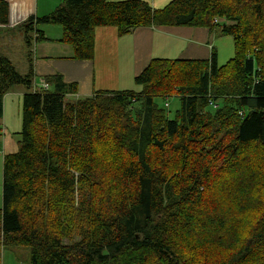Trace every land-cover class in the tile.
<instances>
[{"label": "trees", "instance_id": "obj_1", "mask_svg": "<svg viewBox=\"0 0 264 264\" xmlns=\"http://www.w3.org/2000/svg\"><path fill=\"white\" fill-rule=\"evenodd\" d=\"M9 15L0 0V27ZM40 25L62 26L78 60L93 59L96 28L110 26L120 35L220 28L235 56L222 67L216 54L155 59L135 79L139 92L69 100L78 84L56 75L38 89L32 67L22 75L0 55V121L4 96L26 91L18 150L3 156L0 264L11 247L27 248L29 264H264V0H172L161 10L141 0H63L23 25L29 49L45 40ZM170 97L181 102L176 120L155 104ZM39 165L46 184L33 176ZM70 166L102 178L64 242L51 217L55 197L83 178Z\"/></svg>", "mask_w": 264, "mask_h": 264}, {"label": "crops", "instance_id": "obj_2", "mask_svg": "<svg viewBox=\"0 0 264 264\" xmlns=\"http://www.w3.org/2000/svg\"><path fill=\"white\" fill-rule=\"evenodd\" d=\"M7 1L10 6L9 24L1 27L9 30L19 28L18 30L23 31L22 38L30 35L23 27L28 19L46 16L54 12L63 2V0ZM145 1L151 3L152 8L156 10H161L172 2V0ZM38 29L43 31L45 40L33 42L36 56H28L24 74H28L32 67L33 82H37L36 85L39 86L46 82V78L60 75L66 83L78 84V96L83 98H88L97 92L116 94L121 90L135 91L136 77L155 59L210 61L213 54L217 55L218 37L223 35L218 32V29L205 27L149 26L134 29L126 35H120L118 29L113 26L98 27L95 30L93 59L78 60L74 56L73 47L61 41L62 26L40 25ZM218 60L217 55V63ZM25 93V88H22L16 93L13 102L8 99L9 95L4 100V116L0 121V152L5 150L3 156L18 150L19 138L14 140V134L18 136L22 127L17 132V120L10 135L11 128L7 122V114L15 104L19 107L22 105V97ZM20 120H22V114ZM2 208L3 183L0 209ZM8 250L6 249L3 253V264H29L27 260L22 263L16 254L8 253Z\"/></svg>", "mask_w": 264, "mask_h": 264}, {"label": "rangeland", "instance_id": "obj_3", "mask_svg": "<svg viewBox=\"0 0 264 264\" xmlns=\"http://www.w3.org/2000/svg\"><path fill=\"white\" fill-rule=\"evenodd\" d=\"M141 1H144L150 6L152 5L148 1L145 0H141ZM18 29L19 28L15 30L14 29L9 30L8 28L7 29L0 28V55H4L8 57L13 62L17 71L23 75L25 67L28 64V54H31V56L33 55V57H35L36 55L33 47H32L33 49L30 48L29 50L27 44L25 43V36L22 38L23 31ZM216 29L219 30L218 31L219 33H222L220 28H216ZM23 42L25 44H23ZM218 45H219L218 46L219 51L217 52V55L219 57L218 65L222 67L226 65L235 56L234 39L231 36L219 35ZM36 83L34 82V87H37L38 89L41 88V86L36 85ZM22 88H23L22 86L13 87V89L4 96V100L9 95L8 99H10L13 102L15 100L16 93L20 92ZM134 90L139 92L141 90V86L135 85ZM124 91H128V90H121L119 92H124ZM78 98L81 99L83 97L77 95L74 96V98L70 97L69 100L78 99ZM155 104L160 109L166 111L167 116L170 120L177 119V114L181 109V102L177 97H170L168 99L157 98L155 100ZM21 114H22V105L19 107V105L16 104L8 112L7 122L8 124H10V128H11L9 131L10 135L17 120H18L17 132L21 130L22 127V120H20ZM137 124H138V117L136 116L133 125L136 127ZM14 136H15L14 140H18L19 137L16 134H14ZM3 151L5 150H2V152H0V206L2 205ZM113 151L115 152L116 148L115 149L109 148L110 153ZM37 169L39 170H37L35 173H34L35 170L33 171L34 173L33 176L38 181L46 184L47 182L44 174L46 173V171L43 165H39ZM70 169L78 177H80L83 174L82 176L83 178L80 179L78 184L76 183L74 192L72 194H70L67 197H64L62 194L59 193V195L55 197V200L57 199V206L51 217V222L52 220H54V223L51 224L53 228L56 229L58 234H61L63 231H66L74 235L77 232V229H79V227H81L82 225L81 217L78 211L80 202L83 199H87L86 197H88V195L94 191L93 188L99 185L102 177L100 176V173L98 171H86L82 169H76L75 167L73 168L72 166H70ZM33 173H31V175H29L28 178H30ZM87 203H83V208ZM61 235L63 236V238H65L64 242H67L68 238L64 237L63 234ZM8 251H9L8 253L16 254L17 258L21 260L22 263H24V261L26 260H29L30 252L27 248L11 247ZM8 253L6 252L5 254L7 255Z\"/></svg>", "mask_w": 264, "mask_h": 264}, {"label": "built area", "instance_id": "obj_4", "mask_svg": "<svg viewBox=\"0 0 264 264\" xmlns=\"http://www.w3.org/2000/svg\"><path fill=\"white\" fill-rule=\"evenodd\" d=\"M222 22H224V20H222V19H216V20H215V23H222ZM41 87L44 88V89H48V84H47V83H43V84L41 85ZM211 106H212L214 109L217 108V105L214 104V102H211Z\"/></svg>", "mask_w": 264, "mask_h": 264}]
</instances>
